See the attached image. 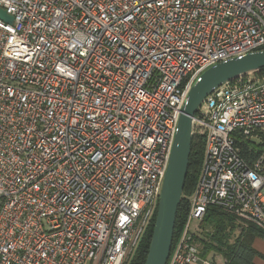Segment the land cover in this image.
I'll return each instance as SVG.
<instances>
[{
    "label": "built area",
    "instance_id": "2783aa9c",
    "mask_svg": "<svg viewBox=\"0 0 264 264\" xmlns=\"http://www.w3.org/2000/svg\"><path fill=\"white\" fill-rule=\"evenodd\" d=\"M0 264H130L189 86L264 50V0H0ZM204 155L167 264L210 207L264 232V71L193 117ZM247 147V149L244 148Z\"/></svg>",
    "mask_w": 264,
    "mask_h": 264
},
{
    "label": "water",
    "instance_id": "95a60500",
    "mask_svg": "<svg viewBox=\"0 0 264 264\" xmlns=\"http://www.w3.org/2000/svg\"><path fill=\"white\" fill-rule=\"evenodd\" d=\"M8 22L12 16L0 9ZM264 68V50L250 52L241 58L221 61L205 69L188 88L178 118L157 214L145 264H167L170 255L178 206L188 172L193 139V117L203 100L217 87L247 73Z\"/></svg>",
    "mask_w": 264,
    "mask_h": 264
},
{
    "label": "trees",
    "instance_id": "16d2710c",
    "mask_svg": "<svg viewBox=\"0 0 264 264\" xmlns=\"http://www.w3.org/2000/svg\"><path fill=\"white\" fill-rule=\"evenodd\" d=\"M262 71L264 68L257 70V72ZM245 149L247 147L244 148V151ZM203 155L204 140L200 136H193L183 196L177 210L173 244L176 242L185 222L189 199L200 175ZM156 214L157 212L130 264H145ZM202 223L210 224L212 230L205 232V236L202 238H199L197 234L201 257L206 258L213 254H219L225 259V264H253L256 256L264 257L253 246L255 238H264V232L252 223L242 222L234 215L216 207L208 208Z\"/></svg>",
    "mask_w": 264,
    "mask_h": 264
},
{
    "label": "crops",
    "instance_id": "0c3cea01",
    "mask_svg": "<svg viewBox=\"0 0 264 264\" xmlns=\"http://www.w3.org/2000/svg\"><path fill=\"white\" fill-rule=\"evenodd\" d=\"M260 239H261V237L255 238L254 242H253V246L257 251H259L264 256V252L260 251V249L258 248V246H264V244L261 245L263 242H261ZM217 256H219V254H213V255H210L206 258L202 257L203 259L208 260L209 263L200 262L199 264H225V259L222 257V261L218 262ZM253 264H264V257L256 256L253 260Z\"/></svg>",
    "mask_w": 264,
    "mask_h": 264
},
{
    "label": "rangeland",
    "instance_id": "374dc122",
    "mask_svg": "<svg viewBox=\"0 0 264 264\" xmlns=\"http://www.w3.org/2000/svg\"><path fill=\"white\" fill-rule=\"evenodd\" d=\"M192 229L198 230L197 234L199 235V238L204 237L205 232H210L212 230L210 224L202 223V222L200 223L199 227H198L197 222H192ZM260 240H261V242H263L261 245H263L264 244V238H261ZM258 248L260 249V251L264 252V246H258ZM217 261L218 262L222 261L221 255L217 256Z\"/></svg>",
    "mask_w": 264,
    "mask_h": 264
}]
</instances>
